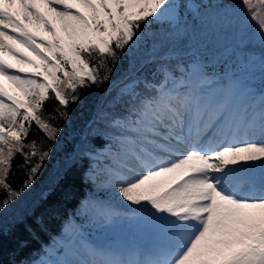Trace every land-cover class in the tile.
<instances>
[{
	"label": "snow or ice",
	"instance_id": "6c2138e0",
	"mask_svg": "<svg viewBox=\"0 0 264 264\" xmlns=\"http://www.w3.org/2000/svg\"><path fill=\"white\" fill-rule=\"evenodd\" d=\"M176 8L174 0H0V209L30 187L50 156L42 140L26 142L33 124L55 142L61 129L52 121L68 119L79 90L107 83L109 61L138 46L142 25L174 21ZM226 12L264 44V0H236ZM164 39L153 38V55L140 64H155L152 79L122 82L113 104L123 111L98 117L116 141L112 158L97 155L164 248L131 261L85 246L87 258L33 264H264V182L244 179L257 162L264 171V98L250 109L231 88L216 87L200 62L177 77L182 67L154 55ZM5 52L27 67L9 63ZM51 100L57 106L46 115ZM17 154L27 170L20 190L8 182Z\"/></svg>",
	"mask_w": 264,
	"mask_h": 264
},
{
	"label": "rangeland",
	"instance_id": "374dc122",
	"mask_svg": "<svg viewBox=\"0 0 264 264\" xmlns=\"http://www.w3.org/2000/svg\"><path fill=\"white\" fill-rule=\"evenodd\" d=\"M174 3L177 5L176 19L147 24H155L156 27L143 31L138 46L129 50L128 71L138 70L139 74L135 76L152 79L150 73L155 70V64L143 69L140 64L146 57L153 55V38L159 40L165 37L163 47L154 55L170 57L169 63L173 67H182L184 73L177 69V77L190 71V66L195 62L203 64V71L211 66H215L214 70L223 68L225 75H222L219 81L217 76H212L216 81L215 86L231 88L238 101L249 105L250 109L258 110L261 99L264 98V93H256V89H264V44L260 42L256 32L246 27L234 14L227 13L226 9L231 8L233 4L225 5V1L174 0ZM15 47L27 56L35 58L27 48L20 45ZM3 55L9 63L27 67L20 64L11 54L5 52ZM111 110L106 107L105 111L98 112V116ZM88 130L90 135L87 138L86 134L76 137L74 152L65 156L63 163L70 164L74 160H81V157H92V167L87 173V178L95 183V188L88 200L77 210L75 218L66 223L62 236L45 249L41 257L29 264L64 260L65 251L70 250L77 253V259L87 258L85 246L131 261L149 259L155 252L164 248L165 241L141 218L142 214L135 211L136 206L124 201L119 195V184H114V178L108 171L109 161L103 156L97 160V155L101 153H109V158H112L111 146L116 137L113 135L105 147L95 150L94 153L91 144V136L96 134L94 126ZM69 141H72V137ZM62 164L53 166L54 174L61 169ZM249 167V177L245 176V179L254 181L253 174L264 178V171L261 170L259 162ZM249 186V183L242 184L244 188ZM28 193L29 190H26V193L15 198L6 208L0 209V223L21 217L24 210L22 204L29 197ZM33 201V198H29L26 205ZM104 211L113 215L107 218L102 214ZM115 240L117 242H112Z\"/></svg>",
	"mask_w": 264,
	"mask_h": 264
},
{
	"label": "trees",
	"instance_id": "16d2710c",
	"mask_svg": "<svg viewBox=\"0 0 264 264\" xmlns=\"http://www.w3.org/2000/svg\"><path fill=\"white\" fill-rule=\"evenodd\" d=\"M222 1L233 5L236 3V0ZM155 27V24L142 25L144 32ZM109 64L113 69L110 80L100 86L92 85L89 88L80 89L79 102L68 106V119L58 118L52 121L61 129L55 142L47 140L33 124L26 142L33 139L42 140L44 149H50V156L43 162L30 187L22 191L26 193V190H29L30 195L28 193L29 197L22 204L24 210L21 217L0 223V264L31 263L62 234L64 224L74 216L82 202L87 200L93 192L95 183L87 178L90 158L81 157V160H74L70 164L63 163V160L65 156L74 152L76 137L86 134L87 138L90 135L88 129L92 126L96 133L91 136L93 152L104 146L107 141L104 136H113L111 132L104 130L105 122L97 119L98 112L105 111L106 107L112 109L113 114L122 112V107L113 104L117 86H122V82H127L139 72L138 70L128 71L129 50L122 53L121 58L114 65L111 61ZM211 68L207 67L205 72L211 73ZM103 74L102 70L101 75ZM56 106L55 100L48 101L45 114H52V109ZM97 123L98 126L95 127ZM71 137L72 141H69ZM22 163V156L17 154L14 157L8 181L14 190H20L27 177V170L19 167ZM57 163L63 164L54 174L53 166ZM5 195L3 191H0V200L4 199ZM29 198H33L34 201L26 205Z\"/></svg>",
	"mask_w": 264,
	"mask_h": 264
},
{
	"label": "bare ground",
	"instance_id": "6f19581e",
	"mask_svg": "<svg viewBox=\"0 0 264 264\" xmlns=\"http://www.w3.org/2000/svg\"><path fill=\"white\" fill-rule=\"evenodd\" d=\"M254 175V174H253ZM245 176L246 177H249V173L247 172L246 174H245ZM245 179V178H244ZM245 180H247V179H245ZM262 180L261 179H259V180H257V181H255L256 183H260ZM66 253H65V258L66 259H77L76 258V256L74 255H69V252H67V251H65ZM128 255H131V254H128Z\"/></svg>",
	"mask_w": 264,
	"mask_h": 264
}]
</instances>
